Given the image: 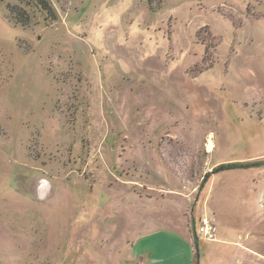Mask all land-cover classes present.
I'll return each instance as SVG.
<instances>
[{"label":"rangeland","instance_id":"obj_1","mask_svg":"<svg viewBox=\"0 0 264 264\" xmlns=\"http://www.w3.org/2000/svg\"><path fill=\"white\" fill-rule=\"evenodd\" d=\"M50 2L0 6V264H264V0Z\"/></svg>","mask_w":264,"mask_h":264},{"label":"trees","instance_id":"obj_2","mask_svg":"<svg viewBox=\"0 0 264 264\" xmlns=\"http://www.w3.org/2000/svg\"><path fill=\"white\" fill-rule=\"evenodd\" d=\"M13 2L15 3V5H12ZM3 4L7 5L9 19L23 26H26V24L29 22V14L27 12V9H33L45 14L46 19L51 22H55L58 19V15L52 7L50 0H0V6ZM238 167L241 166L235 164L220 165L214 170L213 173Z\"/></svg>","mask_w":264,"mask_h":264},{"label":"crops","instance_id":"obj_3","mask_svg":"<svg viewBox=\"0 0 264 264\" xmlns=\"http://www.w3.org/2000/svg\"><path fill=\"white\" fill-rule=\"evenodd\" d=\"M197 232V231H196ZM160 239L164 242H168L172 241V244H175L176 249L172 250L173 251V255L168 254V253H163L159 250H155L152 249L150 244H146L143 248V251L140 252V256H143V252L144 253V258L142 259V264H163L165 260V264H173V261L175 259H178L180 256V254H182L185 250V245H183L181 242H179L178 239H176L175 237L171 236L170 234H167L165 232H160L159 234ZM170 245V244H168ZM180 247V248H179ZM153 250V251H152ZM192 250V249H191ZM147 253L151 254L150 257H146ZM193 253V251H192Z\"/></svg>","mask_w":264,"mask_h":264},{"label":"built area","instance_id":"obj_4","mask_svg":"<svg viewBox=\"0 0 264 264\" xmlns=\"http://www.w3.org/2000/svg\"><path fill=\"white\" fill-rule=\"evenodd\" d=\"M196 231L209 241L216 240L217 227L208 219H202Z\"/></svg>","mask_w":264,"mask_h":264},{"label":"bare ground","instance_id":"obj_5","mask_svg":"<svg viewBox=\"0 0 264 264\" xmlns=\"http://www.w3.org/2000/svg\"><path fill=\"white\" fill-rule=\"evenodd\" d=\"M208 146H209V148H212V143H209V145H208Z\"/></svg>","mask_w":264,"mask_h":264}]
</instances>
